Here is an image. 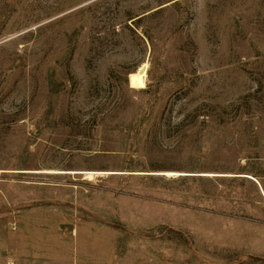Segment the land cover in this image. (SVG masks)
<instances>
[{"label": "rangeland", "instance_id": "obj_1", "mask_svg": "<svg viewBox=\"0 0 264 264\" xmlns=\"http://www.w3.org/2000/svg\"><path fill=\"white\" fill-rule=\"evenodd\" d=\"M0 169V264H264V0H0Z\"/></svg>", "mask_w": 264, "mask_h": 264}, {"label": "bare ground", "instance_id": "obj_2", "mask_svg": "<svg viewBox=\"0 0 264 264\" xmlns=\"http://www.w3.org/2000/svg\"><path fill=\"white\" fill-rule=\"evenodd\" d=\"M149 63L148 61H144L137 69L128 73V84L132 89H143L147 86V70ZM9 170L0 169V173L8 172ZM12 172L18 173H37V174H82L84 179H95L96 177L103 176L107 172V170H64V169H55V168H42V169H16L10 170ZM9 171V172H10ZM152 174H160V175H168V176H178L184 174L178 171L166 170L161 172H150ZM202 175H211L214 173L202 172ZM246 176L253 178L255 181H258L256 177L251 174H247Z\"/></svg>", "mask_w": 264, "mask_h": 264}, {"label": "crops", "instance_id": "obj_3", "mask_svg": "<svg viewBox=\"0 0 264 264\" xmlns=\"http://www.w3.org/2000/svg\"><path fill=\"white\" fill-rule=\"evenodd\" d=\"M44 184V183H43ZM53 186H56V185H53ZM76 197V191H75V193H73V199ZM40 198H42L41 199V201L43 202V200H45V199H48V198H44V196H41ZM60 198V197H59ZM62 199H65V198H63L62 197ZM10 264H14L13 262H11Z\"/></svg>", "mask_w": 264, "mask_h": 264}]
</instances>
